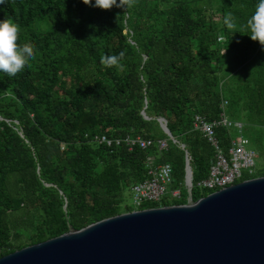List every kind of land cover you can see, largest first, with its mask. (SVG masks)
<instances>
[{
	"label": "trees",
	"instance_id": "obj_1",
	"mask_svg": "<svg viewBox=\"0 0 264 264\" xmlns=\"http://www.w3.org/2000/svg\"><path fill=\"white\" fill-rule=\"evenodd\" d=\"M256 3L134 0L125 10H100L80 0H8L0 6V20L20 27L17 43L35 50L22 73H0V258L120 214L186 204V157L191 201L210 194L196 183L207 177L214 151L193 129V117L217 119L223 102L264 162V48L248 37L247 26ZM229 15L234 29L225 24ZM121 53L117 65L103 62ZM215 133L226 154L236 131ZM101 135L153 144L129 151L93 141ZM149 163L171 166L169 190L180 195L135 209L126 194L148 178ZM263 176L259 169L235 183Z\"/></svg>",
	"mask_w": 264,
	"mask_h": 264
},
{
	"label": "water",
	"instance_id": "obj_2",
	"mask_svg": "<svg viewBox=\"0 0 264 264\" xmlns=\"http://www.w3.org/2000/svg\"><path fill=\"white\" fill-rule=\"evenodd\" d=\"M157 122L176 143L165 119ZM184 184V205L133 211L69 230L3 256L0 264H264V176L192 202L186 157Z\"/></svg>",
	"mask_w": 264,
	"mask_h": 264
},
{
	"label": "built area",
	"instance_id": "obj_3",
	"mask_svg": "<svg viewBox=\"0 0 264 264\" xmlns=\"http://www.w3.org/2000/svg\"><path fill=\"white\" fill-rule=\"evenodd\" d=\"M222 104V112L214 120L195 115L193 117V129L200 132L214 151V158L210 165L206 178L196 183L201 191L215 192L227 186L235 184L240 179L243 171L252 175L255 169V158L257 152L249 147L248 139L242 134L243 124L231 120L225 113ZM217 128L233 129L236 136L229 142V148L225 154L221 149L215 130ZM93 141L104 144L107 147L125 144L129 151L134 146L146 149L153 144L150 139L109 138L105 135L94 136ZM159 150L166 148L165 140H158ZM151 162V161H150ZM152 163V162H151ZM149 163L148 178L134 184L130 188L131 201L135 209H139L145 203L159 202L167 193L173 198H178V190H169L172 184V168L167 163L152 165ZM138 211V210H136Z\"/></svg>",
	"mask_w": 264,
	"mask_h": 264
},
{
	"label": "clouds",
	"instance_id": "obj_4",
	"mask_svg": "<svg viewBox=\"0 0 264 264\" xmlns=\"http://www.w3.org/2000/svg\"><path fill=\"white\" fill-rule=\"evenodd\" d=\"M85 6H91L100 10H110L112 8H130L134 0H80ZM8 0H0V6L7 5ZM2 10V9H0ZM225 24L229 29L236 27L232 17L229 15L225 19ZM250 35L248 37L258 42L264 48V0H257L255 11L247 21ZM20 27L10 18L0 20V73L7 77H15L22 73L35 58L34 47L25 43L19 45L18 35ZM123 53L119 55L106 56L103 62L107 66H114L119 63Z\"/></svg>",
	"mask_w": 264,
	"mask_h": 264
},
{
	"label": "rangeland",
	"instance_id": "obj_5",
	"mask_svg": "<svg viewBox=\"0 0 264 264\" xmlns=\"http://www.w3.org/2000/svg\"><path fill=\"white\" fill-rule=\"evenodd\" d=\"M259 169H261V170H263L264 169V162L263 161H261L260 159H258L257 157L255 158V169H254V171L255 170H259ZM245 172L243 171V174H244ZM185 188V187H184ZM126 203L127 204H132V201H131V193L129 192V193H127L126 194Z\"/></svg>",
	"mask_w": 264,
	"mask_h": 264
}]
</instances>
